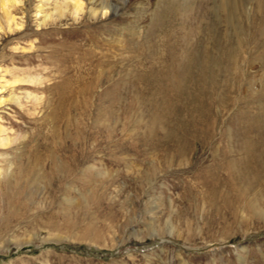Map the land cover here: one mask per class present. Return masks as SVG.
<instances>
[{"label":"rangeland","instance_id":"rangeland-1","mask_svg":"<svg viewBox=\"0 0 264 264\" xmlns=\"http://www.w3.org/2000/svg\"><path fill=\"white\" fill-rule=\"evenodd\" d=\"M105 1L0 8V264H264V0Z\"/></svg>","mask_w":264,"mask_h":264},{"label":"bare ground","instance_id":"bare-ground-1","mask_svg":"<svg viewBox=\"0 0 264 264\" xmlns=\"http://www.w3.org/2000/svg\"><path fill=\"white\" fill-rule=\"evenodd\" d=\"M5 1L9 2L10 4H12V3H16L19 0H0V8H2V6H4V3L3 2H5ZM85 1L89 5V9H88L89 10V13L91 15H93V16H95L99 11H102L104 9L105 10L106 9L108 10V9H111L112 8V7H110V5H108V3L105 0H100L99 1V5H100L99 8H95L94 7V5L96 3V0H85ZM80 3H81L80 0H65V2L60 7H55V10L58 11L57 14L59 16H63L64 13L65 12H68V11H69L70 15H76L80 11V8H81V4ZM47 17L48 16H44V19L46 20ZM22 82H23V80H22ZM1 132H3V130L0 128V133ZM4 141H6L5 138L0 139V144H2Z\"/></svg>","mask_w":264,"mask_h":264}]
</instances>
